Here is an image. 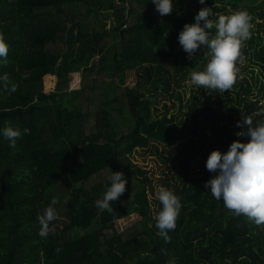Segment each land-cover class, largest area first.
<instances>
[{"label":"trees","instance_id":"1","mask_svg":"<svg viewBox=\"0 0 264 264\" xmlns=\"http://www.w3.org/2000/svg\"><path fill=\"white\" fill-rule=\"evenodd\" d=\"M205 4L213 20L250 16L224 92L189 83L206 48L188 59L177 36L198 0H174L163 16L152 0H0V127L22 133L14 147L0 136V264H264V224L234 215L205 186L209 152L248 139L236 135L242 115L264 119V0ZM133 68L139 81L129 86ZM149 91H171L177 111L160 112ZM112 170L127 182L107 211L94 201ZM159 186L180 200L167 242L155 227ZM52 196L57 215L41 237L36 216ZM134 212L120 230L116 220Z\"/></svg>","mask_w":264,"mask_h":264},{"label":"clouds","instance_id":"2","mask_svg":"<svg viewBox=\"0 0 264 264\" xmlns=\"http://www.w3.org/2000/svg\"><path fill=\"white\" fill-rule=\"evenodd\" d=\"M198 2L203 6L196 11L192 22L183 24L177 36L188 59L201 46L206 48V63L201 70H193L189 74V83L224 92L234 81L238 71L235 66L237 60L243 61L240 48L242 41L250 35V16L246 10L238 9L220 14L213 20L210 18L212 10L205 0ZM152 3L163 16L173 10L174 0H152ZM212 29L214 33L210 31ZM7 52V43L0 39V63L5 62ZM0 79L6 77L0 76ZM9 90L14 91L15 84H11ZM236 123L240 125L236 135H246L248 139H234L227 150L214 148L209 152L205 167L214 174L205 181V186L214 198L222 199L224 207L234 215L243 214L254 224L261 225L264 224V119H257L253 124L251 117L242 115ZM28 131L27 127L23 128V133ZM21 134L19 128L11 125L0 127V136L8 140L10 147L16 145V138ZM107 180L110 183L102 198H97L94 204L99 209L112 211L110 201L117 200L125 191L127 179L121 170H112ZM155 195L161 204L155 214L157 235L167 242L170 239L169 230L175 228L180 200L164 186H159ZM56 203L57 198L52 196L42 213H37L38 235L41 237L48 234L49 222L57 215ZM167 264H175L174 259Z\"/></svg>","mask_w":264,"mask_h":264},{"label":"rangeland","instance_id":"3","mask_svg":"<svg viewBox=\"0 0 264 264\" xmlns=\"http://www.w3.org/2000/svg\"><path fill=\"white\" fill-rule=\"evenodd\" d=\"M259 1H262V0H255V2H259ZM226 9L230 10V6H228ZM112 18L113 17H111V15L107 16V18H106L107 26H110L113 23ZM168 66L170 67L169 64H168ZM137 81H139L138 70L136 68L129 69L126 73V83L125 84H127L129 86H135V85H137ZM78 83H79V81L75 82L74 85H77ZM159 91H161V89ZM148 93L152 94L157 99V107L159 108L160 112L165 111L164 104H167L168 107L170 108L169 114L172 111L173 112L177 111L179 101L175 97L171 96V91H169L167 94H161V93L155 94V92H153V91H149ZM139 218H140L139 213L134 212V213H131L127 216H124V217L117 219L116 225L120 230H122V229L127 228L131 224H133Z\"/></svg>","mask_w":264,"mask_h":264}]
</instances>
